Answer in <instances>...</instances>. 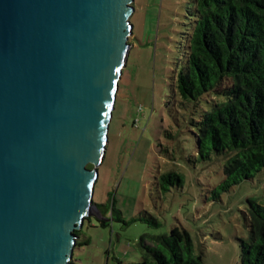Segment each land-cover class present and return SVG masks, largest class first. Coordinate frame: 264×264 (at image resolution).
<instances>
[{"label":"water","instance_id":"95a60500","mask_svg":"<svg viewBox=\"0 0 264 264\" xmlns=\"http://www.w3.org/2000/svg\"><path fill=\"white\" fill-rule=\"evenodd\" d=\"M133 2L0 0V264H72L85 219L107 221L94 184Z\"/></svg>","mask_w":264,"mask_h":264},{"label":"rangeland","instance_id":"374dc122","mask_svg":"<svg viewBox=\"0 0 264 264\" xmlns=\"http://www.w3.org/2000/svg\"><path fill=\"white\" fill-rule=\"evenodd\" d=\"M188 2H133L131 46L93 193V203L109 224L85 219L77 233L73 264H133L146 250L140 239L153 244L154 237L170 235L175 225L190 232L206 264H241L240 240L250 232L248 200H264V167L252 180L213 200L214 189L224 179L225 159L214 155L191 160L197 155L196 139L172 96ZM166 129L175 134L173 139L165 136ZM169 170L179 172L183 182L164 191L156 177ZM114 205L121 213L113 212ZM92 210L99 213L96 207Z\"/></svg>","mask_w":264,"mask_h":264},{"label":"trees","instance_id":"16d2710c","mask_svg":"<svg viewBox=\"0 0 264 264\" xmlns=\"http://www.w3.org/2000/svg\"><path fill=\"white\" fill-rule=\"evenodd\" d=\"M188 1L172 96L196 139L197 155L191 160L225 159L224 179L213 195L219 200L222 192L252 180L264 167V0ZM164 132L168 139L175 137ZM156 182L167 191L182 185L183 176L169 170ZM113 212L121 213L115 205ZM248 214L250 232L240 240L241 264H264V200L249 199ZM99 224L109 223L102 219ZM140 243L146 250L133 264H206L183 226L154 237L153 244L143 238Z\"/></svg>","mask_w":264,"mask_h":264},{"label":"built area","instance_id":"2783aa9c","mask_svg":"<svg viewBox=\"0 0 264 264\" xmlns=\"http://www.w3.org/2000/svg\"><path fill=\"white\" fill-rule=\"evenodd\" d=\"M138 110H139V111H142V106H140V107L138 108ZM137 121H138V119H137Z\"/></svg>","mask_w":264,"mask_h":264},{"label":"crops","instance_id":"0c3cea01","mask_svg":"<svg viewBox=\"0 0 264 264\" xmlns=\"http://www.w3.org/2000/svg\"><path fill=\"white\" fill-rule=\"evenodd\" d=\"M120 263L122 264V262L120 261Z\"/></svg>","mask_w":264,"mask_h":264},{"label":"flooded vegetation","instance_id":"af4514ba","mask_svg":"<svg viewBox=\"0 0 264 264\" xmlns=\"http://www.w3.org/2000/svg\"><path fill=\"white\" fill-rule=\"evenodd\" d=\"M92 217V216H91Z\"/></svg>","mask_w":264,"mask_h":264}]
</instances>
